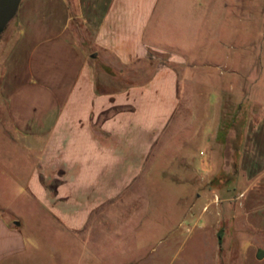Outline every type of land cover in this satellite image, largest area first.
Returning a JSON list of instances; mask_svg holds the SVG:
<instances>
[{
	"label": "crops",
	"instance_id": "crops-1",
	"mask_svg": "<svg viewBox=\"0 0 264 264\" xmlns=\"http://www.w3.org/2000/svg\"><path fill=\"white\" fill-rule=\"evenodd\" d=\"M234 17L235 0L19 1L0 43V114L4 147L31 157L17 192L32 213L6 216L0 202V264H52L28 227L45 217L76 242L90 210L138 176L177 111L170 60L206 65L221 19ZM262 102L237 145L217 126L210 139L197 129L206 170L195 176L218 180L197 186L188 210L212 229L216 264H264Z\"/></svg>",
	"mask_w": 264,
	"mask_h": 264
},
{
	"label": "rangeland",
	"instance_id": "rangeland-1",
	"mask_svg": "<svg viewBox=\"0 0 264 264\" xmlns=\"http://www.w3.org/2000/svg\"><path fill=\"white\" fill-rule=\"evenodd\" d=\"M4 35L5 30L0 43H8ZM203 56L206 65L190 56L170 60L178 74L177 111L138 176L90 210L74 244L69 247L66 231L46 217L28 224L45 263L49 258L52 264H216L212 229L191 216L195 206L188 210L196 202V187L210 190L218 180L195 176L206 170L199 163L197 129L203 124L204 138L210 139L217 126L218 137L233 138L237 145L243 126L260 112L264 0H235L234 19H221L218 48ZM2 105L0 99V110ZM2 116L0 202L9 207L4 215L23 218L32 211L23 207L29 199L17 189L31 157L21 159L14 147H4L9 132ZM232 264H239L238 258Z\"/></svg>",
	"mask_w": 264,
	"mask_h": 264
},
{
	"label": "water",
	"instance_id": "water-1",
	"mask_svg": "<svg viewBox=\"0 0 264 264\" xmlns=\"http://www.w3.org/2000/svg\"><path fill=\"white\" fill-rule=\"evenodd\" d=\"M20 0H0V35L14 17Z\"/></svg>",
	"mask_w": 264,
	"mask_h": 264
}]
</instances>
